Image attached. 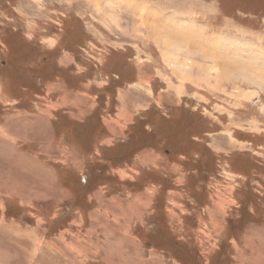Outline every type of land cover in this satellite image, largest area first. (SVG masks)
I'll return each mask as SVG.
<instances>
[{"label":"rangeland","instance_id":"rangeland-1","mask_svg":"<svg viewBox=\"0 0 264 264\" xmlns=\"http://www.w3.org/2000/svg\"><path fill=\"white\" fill-rule=\"evenodd\" d=\"M260 8L0 0V264H264V76L230 60L264 63ZM184 30L221 34L238 81L180 57ZM157 129L211 162L159 153Z\"/></svg>","mask_w":264,"mask_h":264},{"label":"trees","instance_id":"trees-1","mask_svg":"<svg viewBox=\"0 0 264 264\" xmlns=\"http://www.w3.org/2000/svg\"><path fill=\"white\" fill-rule=\"evenodd\" d=\"M260 9L262 10L264 8H260ZM43 59H45V57ZM194 120L196 122L195 123H189L190 126L187 127V128H193V127L196 128L197 127V124H199L202 121H204L203 118H202V116H196V118H194ZM205 132H206V130H202L201 126H199L197 128L196 133L186 134V138L188 136L187 139H191V143H193V142H196L195 140H193L194 137L203 136V134H205ZM153 137H154V139H157V141H158V144L159 145L157 146V149L159 150V153H162L163 155H165L166 157H168L171 160L172 159L179 158L180 156H182L184 154L185 155H188L189 157H191L193 155V156L196 157L197 163L202 167L203 162H204V164H205V161L211 162V157L214 156L211 151L209 152V150H208V149H210L209 147H208V149H204L205 146H203L202 148H201V146H199L201 148V150L197 151L196 153H194L190 149H188V154H186V152H187V149H186L187 148V145L189 146V143H188V141L186 139L183 142L182 141L178 142L176 140L170 141L169 138H168V136H167V134H166V132L161 131V130H158V129L155 132V135H153V134L151 135V138H153ZM141 141L144 143L143 139H141ZM181 142H182V144H181ZM196 143H199L198 140H197ZM140 144H141V147H142L143 144L141 142H140ZM179 146H181V148ZM134 150H138V149L135 148ZM236 156L238 157V155H236ZM243 156L245 157V155H243ZM201 157L204 160H202ZM182 163H183V165L181 164L182 167L183 168H186V166H185L186 165V162L185 161H182ZM240 164H243V162H241V160H238L237 161V165H240ZM251 165H252V163H251ZM205 166H206V169L210 167V166L208 167L207 165H205ZM191 175H192V177H194V174L193 173ZM251 175H252V171H251ZM187 185H188V183H186V186ZM236 190H237V192L235 194L236 200L238 201L239 204H241V206H243V207L245 206V208H246L248 206V204H247L248 202L244 201V197L243 196H246L248 194L246 193V191L243 192V194H241V192L243 191L242 188L241 189H236ZM251 204L254 206L253 203H251Z\"/></svg>","mask_w":264,"mask_h":264},{"label":"crops","instance_id":"crops-1","mask_svg":"<svg viewBox=\"0 0 264 264\" xmlns=\"http://www.w3.org/2000/svg\"><path fill=\"white\" fill-rule=\"evenodd\" d=\"M186 32V30H184V31H182V32H179V33H181V34H183V33H185ZM215 36L216 35H214V36H208V35H204V38H203V40H200L199 39V45L200 46H203V48L204 49H206V51L208 52V51H210V53L208 52V54H206V53H200L199 55H198V58H202V60L201 61H205V62H208V59H210V60H213V57H217V56H223V57H226L224 54H222V53H220L221 51H227L228 50V48H229V46L228 45H224V46H221L222 44L220 43L221 42V34H218V37L217 38H215ZM216 41V42H215ZM231 43H234L233 41H231ZM251 52V51H250ZM248 53V57H244L245 58V60H246V62H244V61H241V60H234L233 58H230V60L231 61H235V62H238L239 64H242V63H245V64H248V67H249V69H250V74L248 75V74H245L246 76H247V78H248V80L251 82V81H255L254 79L255 78H253L252 76H251V72L253 73V74H256V73H258L259 74V76H264V63H258L257 61H254V62H252L251 63V53ZM204 54H206V55H204ZM211 57H210V56ZM243 57V56H242ZM227 58V57H226ZM255 58V57H254ZM229 59V58H228ZM247 59H250V60H247ZM255 63H257V64H255ZM246 70H248V68H245ZM236 77H238V75H235ZM260 77V78H261ZM257 81V80H256ZM260 224H258V226H254V227H257V228H255L256 230H255V233L257 232V230H259V231H261L262 230V228H261V226L262 225H260ZM256 236V235H255ZM251 248H254V247H251Z\"/></svg>","mask_w":264,"mask_h":264},{"label":"bare ground","instance_id":"bare-ground-1","mask_svg":"<svg viewBox=\"0 0 264 264\" xmlns=\"http://www.w3.org/2000/svg\"><path fill=\"white\" fill-rule=\"evenodd\" d=\"M115 18V17H114ZM153 24V23H152ZM155 27L156 28H159L157 25H155L154 26V29H155ZM150 29H152V27H150ZM158 32V31H157ZM169 32V31H168ZM175 33V32H174ZM173 32H172V35H174V36H176V34H178L177 35V37L178 38H180V39H178V41L180 42L179 43V45H182V46H184V47H182L181 49H180V52H182V50H184V49H186V50H184L183 51V56H182V53H181V55H179L180 57H183L184 59H185V56H187V55H185V54H193V55H198V54H200V53H206V54H208V52L206 51V49H204L202 46H199V45H195L193 42H192V40H191V38H189V36H183V35H180V33H178V32H176L175 34H174ZM157 36V35H156ZM156 38V37H155ZM216 42V41H215ZM178 47V46H177ZM180 47V46H179ZM178 47V48H179ZM176 51H178L177 49H175ZM177 53V52H176ZM209 53H210V51H209ZM206 54H204V55H206ZM211 54V53H210ZM216 59H220L222 62H221V64L220 63H218V62H215V61H213V65L214 66H217V67H220V68H222L223 70H221L219 73H217L219 76H222V77H225L226 76V73L227 72H225L226 71V68H230V71L232 72V75H229V78L230 79H233L234 81H236L235 79L237 78L235 75H236V73L235 72H237L238 70H239V68L237 67V66H235L234 64H232L230 61H226L225 59H223V58H221V57H217ZM190 60H196V59H194V58H190ZM198 60V59H197ZM198 62H200V63H204V64H202V66H204V67H206L207 65L205 64V63H208V62H205V61H201V60H198ZM194 63V62H193ZM209 64V63H208ZM256 64V63H255ZM213 65H210L209 64V66L212 68L213 67ZM230 71H228V72H230ZM245 71V70H244ZM249 75V74H248ZM215 76V75H214ZM254 76V75H253ZM259 77H261V76H259ZM211 78V77H210ZM262 78H263V76H262ZM223 79V78H222ZM222 79H220V80H222ZM228 79V78H227ZM255 81L257 80V82H260L258 79H254ZM223 81V80H222ZM238 81V80H237ZM236 81V82H237ZM215 82H217V81H215ZM222 83V82H221ZM260 83H262V82H260ZM216 84V83H215ZM35 244H36V241H34L33 242V246H35ZM125 245V244H124Z\"/></svg>","mask_w":264,"mask_h":264}]
</instances>
